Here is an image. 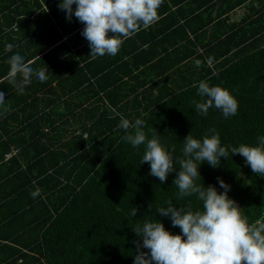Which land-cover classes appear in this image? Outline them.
<instances>
[{
    "label": "trees",
    "instance_id": "obj_1",
    "mask_svg": "<svg viewBox=\"0 0 264 264\" xmlns=\"http://www.w3.org/2000/svg\"><path fill=\"white\" fill-rule=\"evenodd\" d=\"M60 2L0 0V264H134L138 224L156 219L182 234L157 208L171 201L202 210L195 195L180 197L174 180L183 140L202 141L211 129L229 156L216 168L202 163L196 182L223 192L222 179L250 222L264 220V176L231 154L264 136V0H163L156 22L102 57L90 55L85 25L69 21ZM17 52L49 70L23 94L4 79ZM202 80L231 92L235 116L197 112ZM121 117L143 119L148 139L175 147L166 182L142 164L145 145L123 139Z\"/></svg>",
    "mask_w": 264,
    "mask_h": 264
},
{
    "label": "clouds",
    "instance_id": "obj_2",
    "mask_svg": "<svg viewBox=\"0 0 264 264\" xmlns=\"http://www.w3.org/2000/svg\"><path fill=\"white\" fill-rule=\"evenodd\" d=\"M163 0H61L59 8L67 13L70 21L72 16L85 25L81 35L89 42L92 57L118 54L124 41L141 28L147 29L159 19L158 9ZM73 5L76 6L73 12ZM18 29V26L14 25ZM109 32L113 33L109 37ZM14 45L5 46L6 52H12ZM209 64L213 58L209 57ZM9 71L4 79L23 94L26 86L32 83L33 77L40 82L47 80L48 68L34 69L33 60L25 62L18 52L7 61ZM202 61L195 60L200 67ZM19 77V79H17ZM197 95L200 100H193L197 112L207 115L210 108L220 110L225 118L235 116L238 101L228 89L219 85L210 86L205 80L198 84ZM5 93L0 92V106L5 104ZM119 128L127 134L123 139L133 147L145 145L142 164L150 165V175L166 182L168 175L176 171L177 160L167 146L160 142L158 135L148 139L145 121L135 119L129 121L121 117ZM131 129V131H129ZM211 135L202 141L189 134L184 140L183 157L178 161L180 168L174 184L179 195H193L202 202V210L193 211L188 208L177 209L171 201L166 207H158L162 217H168L173 227H178L182 234H172L165 229L162 222L145 221L137 225L134 233L142 239L134 241L136 255L134 264H264V220L253 222L242 211L238 203L230 199V186L222 179L218 183L223 192H218L213 185L205 187L197 183L200 177L199 167L207 163L213 168L220 165V158H228L229 150L221 146L218 131L211 129ZM231 154L245 158V164L252 171L264 176V136L258 138L256 146L241 144L232 147ZM33 198L40 195V189L31 193ZM137 208L131 215L136 217ZM147 251H144V250Z\"/></svg>",
    "mask_w": 264,
    "mask_h": 264
},
{
    "label": "rangeland",
    "instance_id": "obj_3",
    "mask_svg": "<svg viewBox=\"0 0 264 264\" xmlns=\"http://www.w3.org/2000/svg\"><path fill=\"white\" fill-rule=\"evenodd\" d=\"M247 10H245V9H240V12L241 13H244V12H246ZM249 11V10H248Z\"/></svg>",
    "mask_w": 264,
    "mask_h": 264
},
{
    "label": "crops",
    "instance_id": "obj_4",
    "mask_svg": "<svg viewBox=\"0 0 264 264\" xmlns=\"http://www.w3.org/2000/svg\"><path fill=\"white\" fill-rule=\"evenodd\" d=\"M185 60V59H184Z\"/></svg>",
    "mask_w": 264,
    "mask_h": 264
}]
</instances>
